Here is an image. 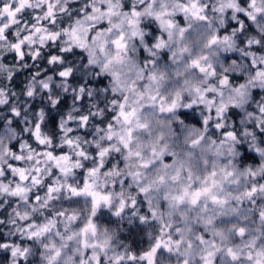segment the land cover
I'll return each mask as SVG.
<instances>
[{"label":"clouds","instance_id":"1","mask_svg":"<svg viewBox=\"0 0 264 264\" xmlns=\"http://www.w3.org/2000/svg\"><path fill=\"white\" fill-rule=\"evenodd\" d=\"M0 235V264H264V0H0Z\"/></svg>","mask_w":264,"mask_h":264},{"label":"snow or ice","instance_id":"2","mask_svg":"<svg viewBox=\"0 0 264 264\" xmlns=\"http://www.w3.org/2000/svg\"><path fill=\"white\" fill-rule=\"evenodd\" d=\"M204 191L207 192L208 189H204ZM199 195H200L199 192L193 194L194 197L199 196ZM104 199H107V198L105 197ZM213 199H215V197H213ZM0 242H3V236L2 235H0ZM145 255H150V254L146 253Z\"/></svg>","mask_w":264,"mask_h":264}]
</instances>
